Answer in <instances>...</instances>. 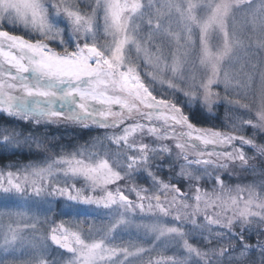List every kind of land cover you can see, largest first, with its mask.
Here are the masks:
<instances>
[{
	"label": "snow or ice",
	"instance_id": "obj_1",
	"mask_svg": "<svg viewBox=\"0 0 264 264\" xmlns=\"http://www.w3.org/2000/svg\"><path fill=\"white\" fill-rule=\"evenodd\" d=\"M0 157V264H264V0H0Z\"/></svg>",
	"mask_w": 264,
	"mask_h": 264
},
{
	"label": "rangeland",
	"instance_id": "obj_2",
	"mask_svg": "<svg viewBox=\"0 0 264 264\" xmlns=\"http://www.w3.org/2000/svg\"><path fill=\"white\" fill-rule=\"evenodd\" d=\"M96 134H97V133H94V132H93V133H89V134L85 135L84 138H83L82 140H80V142L83 143V142H84V139H87L88 136H90V135H96ZM68 135H71V134L69 133ZM11 159H16V158L13 157V158H11ZM19 159H21V160L23 161V160H26L27 157H23V156H21ZM8 160H9V158H7V157H0V165H2V164H4V163H7Z\"/></svg>",
	"mask_w": 264,
	"mask_h": 264
}]
</instances>
